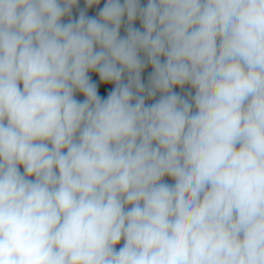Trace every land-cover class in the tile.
<instances>
[{"label": "clouds", "instance_id": "1", "mask_svg": "<svg viewBox=\"0 0 264 264\" xmlns=\"http://www.w3.org/2000/svg\"><path fill=\"white\" fill-rule=\"evenodd\" d=\"M0 264H264V0H0Z\"/></svg>", "mask_w": 264, "mask_h": 264}, {"label": "trees", "instance_id": "2", "mask_svg": "<svg viewBox=\"0 0 264 264\" xmlns=\"http://www.w3.org/2000/svg\"><path fill=\"white\" fill-rule=\"evenodd\" d=\"M142 2L146 3V0H142Z\"/></svg>", "mask_w": 264, "mask_h": 264}]
</instances>
